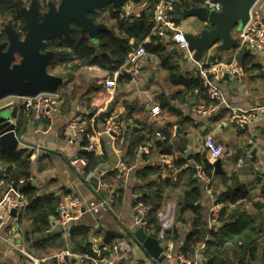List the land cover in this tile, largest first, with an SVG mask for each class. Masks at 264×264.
I'll return each mask as SVG.
<instances>
[{
    "label": "crops",
    "instance_id": "obj_1",
    "mask_svg": "<svg viewBox=\"0 0 264 264\" xmlns=\"http://www.w3.org/2000/svg\"><path fill=\"white\" fill-rule=\"evenodd\" d=\"M39 3L41 4L40 1ZM148 6H150L149 0L138 2L127 0L120 9L114 7L113 9L119 10L122 16L127 17L139 15ZM253 9L261 10L264 22V0H258ZM46 10L47 8L42 11ZM96 22L104 24L106 29L115 24L110 14ZM179 26L187 33L199 35L204 28L209 27V24L195 16L183 14ZM235 36L237 38V34ZM165 46L166 52L163 56L147 51L148 54L136 66L137 73L134 72V67L129 68L128 71L122 70L123 79L118 81L117 76V85L114 90L106 87L105 80L108 72L98 65L84 67L76 72L56 68L60 69V72L55 75L62 77L64 83L61 109L52 118L41 120L35 131L29 125L21 132L16 130L20 142L25 144L41 142L49 150L39 157L33 182L39 187L41 193L52 192L59 195L62 200L77 196L89 202H98L103 199L114 202L110 209L87 213L75 225L90 226L91 234L100 237L103 243L107 231L120 234V237L114 235L108 243L120 245V264H140L145 261L151 264H178L177 252L184 245L195 216L191 210L181 214L185 197L194 187H199L202 191L201 206L207 214L212 201L225 197L230 199L233 197L232 191L229 192L230 187L239 186L237 188L241 191L237 205H240L239 210L243 218L236 219L238 215L236 214L230 224H234L239 232L245 234L246 242L254 248V257H248L245 263L264 264V118H257L244 128H239L233 110L221 107L208 119H201L191 107L194 103L200 104L207 101L199 99L195 102L189 97L185 100L181 99L179 94H184L186 88L182 85H174L171 82L169 70L163 65L164 60L175 63L179 66L181 74L194 77L200 75L199 63L204 61L227 63L235 59L241 73L223 76L217 83L231 106L251 108L264 104V62L247 48L222 49L219 48V44H216L199 60H196L194 53L190 55L186 51L179 50L173 42H166ZM247 50L250 51L247 52ZM241 52L250 54L251 58L243 61L240 57ZM54 61L57 63L59 60L55 57ZM92 69H94V76L93 80H90L89 75H92L93 72H90ZM79 88L87 89L79 93L81 90ZM164 101L170 103V106L166 105L167 103L164 104ZM157 104L161 106L162 113L154 116L151 108ZM107 112H110L109 115L100 120L101 114ZM77 117H81L83 124L90 123L96 128L93 131L94 138L101 144L104 142L108 151L107 161L98 169L102 170L98 188L93 187L91 181H85L70 165V158L79 156L81 149L79 145L69 143L65 127L68 122ZM111 117L124 121L123 143L100 134L106 121ZM164 128L169 131L168 138L157 132L158 129ZM208 136H212L215 141L225 146L226 151L220 159L222 173H226L227 176L234 172L238 173L237 180L231 179L224 182L220 177L222 173L215 172L217 175L207 183L195 171V158L206 153L205 140ZM135 142L147 143L134 144L135 157L130 165L133 170L128 183L125 184L119 176L118 161L125 153L127 145ZM20 147L23 146L20 145ZM166 147L171 149L172 154L162 153L163 148ZM229 151H233L234 155H230ZM178 158H184L186 163L178 165L176 163ZM256 165L262 168V173L254 170ZM145 166L154 167L156 174L142 181L136 176V171ZM112 172L113 175H109ZM150 181H155L159 185L157 188L160 194L155 203L159 207L160 230L157 234L154 231L145 232L161 240L162 247H171L172 255L162 261L156 260L138 241L135 233L140 227L133 225L136 208L133 207L136 196L134 192L137 193L139 186H144ZM121 188L124 189V194L119 201L118 190ZM208 189L212 191L211 194ZM66 190L70 191L68 195L64 194ZM155 190L156 187L150 189L149 193ZM180 217L185 222L179 221ZM18 223V216L10 215L5 216L0 226L1 264H36L22 252V246L38 261V264H57L56 255L71 246L69 236L66 234L68 230L59 229L60 226L57 224L52 227V231H55L51 235L52 238L44 235L27 241L25 236L22 243ZM25 227L27 228L26 223ZM176 229L180 230H178L180 237H177ZM210 229L209 226L205 234L194 232L198 249L205 248V242L211 238ZM238 244L241 246L243 243L239 241ZM232 246L234 249L229 250L226 257L229 264H239V251L235 245ZM196 259L201 260V254H195L190 261Z\"/></svg>",
    "mask_w": 264,
    "mask_h": 264
},
{
    "label": "trees",
    "instance_id": "obj_2",
    "mask_svg": "<svg viewBox=\"0 0 264 264\" xmlns=\"http://www.w3.org/2000/svg\"><path fill=\"white\" fill-rule=\"evenodd\" d=\"M156 0H149L150 6L145 7L139 15H131L124 17L121 15L119 10L109 9V14L111 18L115 20L114 26L100 30L98 32L97 41H94L86 33L81 31V27L76 23H72L74 27L73 32H71L69 37H63L61 40L49 41L46 49L53 50L56 54V59L59 60L57 63L54 61L49 66V71L56 68H61L62 70H68L71 72L79 71L80 69L92 65H98L99 67L115 71L124 65L127 57L131 51L136 49L140 44H144L147 51L157 55L163 56L166 52V46L163 40L156 35H150L152 22H153V8ZM204 0H179L176 6V23H180L183 10L190 9L192 7L201 6ZM25 6L23 0H0V15L6 16L13 14L14 20L19 27L23 29L25 24L24 16L21 13V9ZM103 10V9H102ZM91 17L95 21L104 19L107 16L101 15L99 12L91 13ZM41 20V16H40ZM149 37V39H148ZM240 57L244 61L247 58H251L250 54L245 52L240 53ZM252 61V59H251ZM214 63V62H212ZM164 68L168 69L170 72L171 82L174 85H182L186 88V92L179 94V97L183 100L188 97L193 101L199 99H204L209 102V96L207 94V89L204 86L203 78L200 75L184 76L181 74L180 68L177 64L168 62L164 60ZM167 103L164 101V104ZM163 105V104H162ZM166 105L170 106V103ZM170 109H173L170 107ZM111 112V111H110ZM110 112L106 114H101L100 120L105 116H108ZM108 114V115H107ZM28 125V116H22L17 119L16 130L21 132ZM96 128L87 123L85 126V131L83 133L81 144L86 145L87 134L93 133ZM161 135L168 138L169 131L167 129H158ZM147 142H135L127 145L125 153L122 158L127 164H132V159L134 155V144L140 145ZM102 148L100 152L86 151L82 149L79 156L85 158L88 162L87 167L83 174H87L91 171L97 172L100 165L108 159V151L104 145L101 144ZM162 153L172 154L170 148H163ZM146 156V155H145ZM146 158V157H144ZM178 165L186 163L184 158H178L176 160ZM195 165H200L203 173L210 180L213 179L217 174H215V166L208 159L207 152L198 155L195 158ZM115 174L117 172H114ZM156 174V169L152 166H145L142 169L136 171V176L142 181L150 179L152 175ZM109 175H113V172ZM238 173H233L227 176L226 173L220 174V177L224 182L228 180H237ZM31 176V164H30V153L25 147H20L16 151H8L0 148V181L3 180L4 184L0 188V192H5L9 186H17L23 179H28ZM83 177V175L81 176ZM159 185L155 181H150L144 184V186H139V191L134 194L133 207L142 205L146 208L145 219L148 223V231H154L155 234L160 230L159 224V207L155 203L156 199L159 198ZM156 187V190L149 193L150 189ZM209 188V186L207 185ZM230 187L229 192L232 191L233 197L229 198H218L215 200L216 203L222 204L221 211L217 218V223L215 227L210 229L211 238L205 242L204 249H198L196 247L195 240L196 235L193 232L194 228L208 222L209 213L204 211L201 206L202 191L199 187H194L193 190L185 197L184 208L181 214L186 211L191 210L195 214L192 220L191 229L187 233L184 245L179 248L181 252L188 260L191 259L195 254H201V264H229V260L226 254L229 250H233L234 246L238 249V254H240L239 264L245 263L248 257L253 258L254 248L251 244L246 242L245 234L239 232L235 228L234 224H230L236 214V219L243 218L240 213L238 203L240 188ZM21 190L27 197L29 203L26 208V224L25 236L26 240L30 241L36 239L39 236H46V232L51 230L54 226L56 220L58 219V208L61 204L62 198L55 193H41L39 187L31 181H26L21 185ZM70 191L66 190L64 194H69ZM124 194V189L118 190V200L121 201ZM231 204H229V203ZM114 205V202L111 201ZM179 221L185 222L181 217ZM183 224V223H181ZM186 225V224H184ZM187 226V225H186ZM181 229V228H179ZM178 229V230H179ZM176 229L177 237L179 231ZM234 232L236 234H230ZM91 227L83 224L74 225L69 229V239L70 248L72 252L84 254L92 252L91 243ZM47 237V236H46ZM47 238H52L47 237ZM195 239V240H194ZM239 241L243 244L238 246ZM112 246V244H109ZM110 250H107L105 254H109ZM57 263V260H56ZM87 263L83 261V264ZM88 264V263H87Z\"/></svg>",
    "mask_w": 264,
    "mask_h": 264
},
{
    "label": "built area",
    "instance_id": "obj_3",
    "mask_svg": "<svg viewBox=\"0 0 264 264\" xmlns=\"http://www.w3.org/2000/svg\"><path fill=\"white\" fill-rule=\"evenodd\" d=\"M30 0H23L25 6L29 4ZM179 0H156L153 8V22L150 35H156L160 37L164 42H173L176 44L177 48L181 51H186L190 55L193 53L189 50V44L186 39V32L176 23V6ZM209 9L220 11L222 9V4L216 0H204L201 5ZM237 39L239 41L238 50L243 48L250 49L256 55H258L264 62V22L261 10L255 11L252 9L251 17L247 25L243 30L236 33ZM149 39V37H148ZM148 54L147 49L144 44H140L136 49L131 51L127 57L126 62L122 67L115 71H109L107 78L105 80L106 87L110 90L116 88L117 82L116 78L122 70L128 71L129 68L134 67V72H138L136 66L138 63ZM199 74L203 78L204 86L207 89V94L209 96V102L193 104L191 109L197 114L201 119H208L211 115L219 111L221 107L230 108L233 110L236 124L239 128H244L257 118H264V104L253 106L251 108H241L233 107L228 102L225 93L218 85V80L225 76L226 74L239 75L241 70L234 59L231 62L222 63L210 61H204L199 63ZM64 87H59L55 92L40 93L33 97L25 96H9L13 97L12 100L5 102L0 105V111L9 108L11 110L10 121L17 124V119L22 116H28V125L35 131L37 124L43 119L52 118L61 109L62 99H63ZM8 97L4 98L7 99ZM2 99V100H4ZM0 100V102L2 101ZM152 114L158 116L162 113V108L159 104L151 108ZM81 117H77L66 124L65 130L67 137L69 138L70 144H77L80 149L92 152L101 151V143L98 139L94 138L93 133L87 134V144L82 145L81 139L85 131V124H83ZM101 135H106L116 140H120V143L124 142L125 139V126L124 122L117 117L108 118L101 133ZM80 141V142H77ZM27 148L30 153V164H31V176L26 180L20 181L17 186H9L5 192H0V226L5 220V216H10L11 211L16 209V216L19 218V232L22 235V243H24L25 238V214L26 208L28 206V199L21 190V185L26 181H31L34 178V171L37 167L39 157L46 152H49L48 148L41 142H34L31 144H25L20 142L19 146ZM205 150L208 154V159L214 164L217 160L221 159L226 151L223 144L215 141L212 136H208L205 140ZM230 155H234L233 151L228 152ZM242 162V161H240ZM87 160L81 156H72L70 158V165L82 176L87 182H90L94 176V172L84 173L87 167ZM120 169V177L128 183L131 177V172L133 167L126 163V161L121 157L118 161V166ZM197 173L201 176L207 183L210 179L205 176L200 165H196ZM256 172L262 173V168L259 165L254 167ZM4 184V181H0V188ZM209 194L211 190L208 189ZM112 207L111 201L103 199L98 202H89L84 199L74 196L66 198L61 201L58 208V219L55 224L58 226H66L71 220H78L85 213H96L100 209H110ZM222 204L216 203L215 200L209 208L208 215V225L211 227L216 225L217 218L221 211ZM146 208L142 205L136 206L133 215V225L142 228L144 231L148 230V223L145 219ZM69 231V229H66ZM49 230L46 232V236L49 237ZM66 234L69 236V232ZM92 252L79 254L72 252L67 249L56 255L57 264H78L79 262L86 261L89 264H120L121 254L120 245L103 243L100 237L92 236ZM22 252L30 257L33 262L38 264V261L25 249L24 246L21 247ZM107 250H110L109 254H105ZM164 253L166 256L172 255V249L170 246L164 248ZM176 258L178 264H201V260L196 259L195 261L188 260L181 252H177ZM72 259H76L73 262ZM1 264V261H0ZM140 264H151L150 262H141Z\"/></svg>",
    "mask_w": 264,
    "mask_h": 264
},
{
    "label": "water",
    "instance_id": "obj_4",
    "mask_svg": "<svg viewBox=\"0 0 264 264\" xmlns=\"http://www.w3.org/2000/svg\"><path fill=\"white\" fill-rule=\"evenodd\" d=\"M125 1L127 0H60L58 7H48L46 11L40 9L38 0L33 1L28 7L24 6L21 13L25 20L23 26L25 33L21 36L19 32L10 28L6 30V41L3 43L0 41V100L9 96L33 97L44 92L53 93L63 86V78L49 71L56 54L53 50L46 49L48 42L69 37L74 30L72 23L79 25L83 33L97 41L98 32L106 29V26L97 23L90 14L106 5L120 9ZM216 1L222 4L220 11L204 6L183 10L184 16H195L209 24V27L204 28L199 35L186 32L189 50L194 53L196 60L216 44L222 49L238 47L239 41L235 34L247 25L251 11L258 2V0ZM17 56L20 58L19 62H15ZM123 74L124 72L119 73L118 81H122ZM10 117L11 115L0 113V148L16 151L20 148V140L16 134V125L10 121ZM214 166L216 173L223 172L220 159L214 162ZM101 172L102 170H97L91 179V184L95 188L99 187ZM16 213V209L11 211L12 216H16ZM80 220L81 218L71 220L59 229H70ZM213 227L215 225L211 226ZM208 228V222H205L194 232L205 234ZM53 233L55 231H51L49 237ZM114 235L120 237V234L107 231L104 243L108 244ZM135 236L156 260L162 261L167 257L164 247L161 246V240L154 235L140 228ZM72 261L76 262V259Z\"/></svg>",
    "mask_w": 264,
    "mask_h": 264
},
{
    "label": "rangeland",
    "instance_id": "obj_5",
    "mask_svg": "<svg viewBox=\"0 0 264 264\" xmlns=\"http://www.w3.org/2000/svg\"><path fill=\"white\" fill-rule=\"evenodd\" d=\"M33 1H35V0H30L29 1V5H31V3ZM39 1L41 2V4L39 3L40 7H41V10H45L48 7L56 8V7H58L59 2H60V0H39ZM110 8L113 9V6L112 5H106L105 7L101 8V9H98L96 12H99L103 16H105V15L107 16V14H109V9ZM96 12H94V13H96ZM10 28H13L17 32H19L21 36L25 33L24 29H21V27H19V24H17L15 22L13 14L6 15V16H1L0 15V41H1V43L6 41V30H8ZM19 60H20V58H19V56H17L15 62H19ZM51 71L55 74V73H59L60 69H55V70H51ZM90 72H93L92 75H89L90 80H93L94 69H92V71H90ZM89 85L93 86V84H90V83H89ZM79 89H81V88H79ZM85 89H87V88H82L81 90H79V93L82 90H85ZM79 93L77 95H79ZM12 99H13V97H8L7 99L2 100L0 102V105L4 104L5 102H8V101H10ZM0 113H3V114H6V115L10 116L11 115V110L9 108L3 109V110L0 111ZM116 116H118V115L116 114ZM118 117L122 118L120 115Z\"/></svg>",
    "mask_w": 264,
    "mask_h": 264
}]
</instances>
